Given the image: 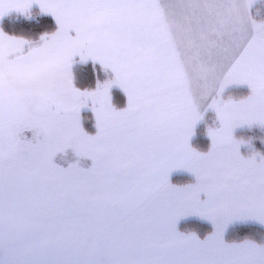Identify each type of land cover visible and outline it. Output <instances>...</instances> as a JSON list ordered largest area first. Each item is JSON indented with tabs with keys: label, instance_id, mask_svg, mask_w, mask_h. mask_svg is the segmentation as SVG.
<instances>
[{
	"label": "snow or ice",
	"instance_id": "obj_1",
	"mask_svg": "<svg viewBox=\"0 0 264 264\" xmlns=\"http://www.w3.org/2000/svg\"><path fill=\"white\" fill-rule=\"evenodd\" d=\"M255 3L0 0V19L38 4L59 26L38 44L0 28V264H264V243L224 239L234 220L264 223V155L243 156L233 136L264 125ZM76 56L115 79L76 88ZM198 82L216 93L209 107L220 122L206 153L189 143L202 119ZM114 84L128 97L123 110L111 102ZM231 84L250 85L251 95L222 99ZM89 102L95 135L81 124ZM69 148L92 167L56 165ZM175 169L196 183L171 184ZM189 215L215 230L205 239L179 232Z\"/></svg>",
	"mask_w": 264,
	"mask_h": 264
},
{
	"label": "rangeland",
	"instance_id": "obj_2",
	"mask_svg": "<svg viewBox=\"0 0 264 264\" xmlns=\"http://www.w3.org/2000/svg\"><path fill=\"white\" fill-rule=\"evenodd\" d=\"M260 5H263V8H264V0H256V3L252 6V13H253V16L257 20H264V13L259 14V17L255 16V13L260 9L258 7ZM38 10H40V9H38ZM47 15L51 16L57 25V27L54 31L49 32V34L54 33L55 31L58 30L59 26H58L55 18L51 14H47ZM13 36H15V35H13ZM19 37H22V36H19ZM23 38L27 39L26 37H23ZM27 40L33 42L34 44H38L40 42V38L38 40H30V39H27ZM84 63L90 64V66L88 67V76L92 75L93 81L95 82V84H93V86L90 87L91 83H89L85 80L84 84H85L86 88L83 86L78 87L76 85V82H75L76 81V73L73 70L74 65L84 64ZM74 65L72 66L74 86L80 90H94L97 87L98 83L103 84V83L108 82L109 80L115 79V73L112 72L111 69L105 70V68L103 67L102 64H100L99 61H93L91 58H89L87 61L81 60V58H80L77 62H74ZM113 88H117L120 90L121 94H120L119 100L124 97V102L117 103V102L113 101L114 96L111 92ZM233 90H235V89H233ZM229 94H231V93L230 92H227V93L222 92L220 94V96L224 100L232 99V97L229 96ZM241 94H245V93H241ZM110 95H111V102L117 110H119V108H124L127 105V103H126L127 102V99H126L127 95L119 85L114 84L111 87ZM235 98L237 99L238 96H235ZM90 104H91V102H89L88 107L81 109V113H80L81 124H82L85 132H87L89 135H95L97 133L98 129L96 126L95 113L93 112ZM88 111L92 114L91 121H92L93 130L89 129V128H92V126L86 127L84 124V118H85V120H87V118H88L87 116L85 117L84 114L87 113ZM219 126H220V122L217 118V114H216L215 109H213L211 107L209 109V107H208L206 110L203 111L202 119L199 122L198 127L196 128V129H199L200 127H202V130H205L204 134L208 140V142L205 144V147H200L199 145L197 146V148L199 150L205 151L209 148L210 144H212L211 143V137L209 135V130L211 128H218ZM196 131H198V130H196ZM196 134H197V132H196ZM23 136L29 140H32L34 133L32 130H25V132L23 133ZM233 136L235 137V139L237 141H240V140L248 141L247 144H242L240 146V152L243 156L249 157V156H252L254 153H260L261 155H264V125H261L259 123L248 124V126L246 128L236 132L235 134H233ZM257 159H259V157H257ZM54 163L56 165H58L59 167L65 168V169L69 168L70 166H72L74 164H77L80 168L89 169L92 167L93 161L90 158L77 156L75 151L73 149L69 148V149L65 150L64 152L57 153L56 156L54 157ZM188 178H190V177H187L185 175H180L179 177H177V179H175V181L179 182V180L188 179ZM175 181H173V183H176ZM204 197H206V196L204 194H201V198H204ZM186 217H189V216H186ZM194 217H196V215ZM198 219L200 221H203L204 225L203 224L194 225V228H189V226H185L184 229L177 226V230L181 233H184V234H195L200 239H205L210 233H212L215 230V225L212 223L211 220H208V219L203 220L201 218H198ZM205 222H207L208 224H206ZM248 225H254V226H256V228H253V227L248 226ZM235 226L236 227H242V228H243V226H248L247 227L248 232H251V233L239 232L238 230H236V231L234 230L235 233L232 235L231 229H233ZM224 239L228 243L239 242V241H243L245 239H251V240H255L257 242L264 243V223H261L258 220H252V219L234 220L227 226L225 233H224Z\"/></svg>",
	"mask_w": 264,
	"mask_h": 264
},
{
	"label": "trees",
	"instance_id": "obj_3",
	"mask_svg": "<svg viewBox=\"0 0 264 264\" xmlns=\"http://www.w3.org/2000/svg\"><path fill=\"white\" fill-rule=\"evenodd\" d=\"M258 7L260 9L255 13L256 17H259V14L264 13L263 5H260ZM1 27L4 30V32H6L9 35L22 36L30 40H38L41 35L54 31L57 25L51 16L41 12L38 9H30V16H26L22 13H13L5 16L1 21ZM89 66L90 64H86V63L74 65L73 70L76 73L75 82L78 87L79 86L85 87L84 84L85 80L91 83L90 87L93 86V84H95V82L93 81V76L92 75L88 76ZM111 92L114 96L113 97L114 102L117 103L124 102V97L119 100L121 94L119 89L113 88ZM84 115L85 117L86 116L88 117L87 120H85L84 118L85 126L86 127L92 126V121H91L92 114L88 111ZM89 129L93 130V126L92 128ZM197 130L198 131L193 139V142L195 146L199 145L200 147H205V144L208 142L207 137L204 134L205 130H202V127H200ZM179 176L176 175L174 178H177ZM205 223L208 224L207 222ZM200 224L204 225L203 221L197 219H191V220L183 221L180 225V228L184 229L185 226H189V228H194V225H200ZM248 226L256 228V226L254 225H248ZM248 226H243V228L235 226L233 229H231V234L233 235L236 230H238L239 232L251 233L248 232V228H247Z\"/></svg>",
	"mask_w": 264,
	"mask_h": 264
},
{
	"label": "crops",
	"instance_id": "obj_4",
	"mask_svg": "<svg viewBox=\"0 0 264 264\" xmlns=\"http://www.w3.org/2000/svg\"><path fill=\"white\" fill-rule=\"evenodd\" d=\"M36 8L37 9H40V7H39L38 4H34L31 9H36ZM251 12H252V9H251ZM13 13H18V12L12 11V12H10L7 15H10V14H13ZM7 15H5V16H7ZM252 15H253V13H252ZM2 19H0V28H2L1 27V21H2ZM11 36H13V35H11ZM78 58L80 59L79 56H76L75 59H74V62H77L79 60ZM73 65H74V63H73ZM229 86H227L224 89L223 92H225V93L230 92L231 94H229V96H231L232 97V100H234V101H240L241 99H244V98L248 97L249 95H251V87L248 84H231ZM233 89H235V90H233ZM241 93H245V94H241ZM197 95H198V103H199L200 111H201V113H203V111L206 110L209 107V105L211 103V99L216 95V93L214 92L212 94V97H211V95H208L207 94V90L204 87V85L202 83H199L198 82V92H197ZM235 96H238V98L236 99ZM126 99H127V102L126 103L128 104V97ZM126 107H127V105L124 108H126ZM124 108H119V110H123ZM209 109H210V107H209ZM200 121L201 120H199L197 122V124L195 125V127L193 129V134L190 137L189 143H190L191 147L193 149H195L196 151H199V152H202V153H206L207 151L210 150L209 148H211V144H210V146H209V148L207 150L201 151V150H199L197 148V146H195V144L193 142V139H194V137L196 135V132H197L196 131L197 130L196 128L198 127ZM247 126H248V124H244V125H241V126L236 127L234 129V131H233V134H235L236 132H238V131L246 128ZM211 143H212V141H211ZM176 175H178V176L179 175H185V176L190 177V178L183 179V180H179V182H176L175 179H177V178H174ZM169 180H170V183L173 184V185H175V186H185V185H189V184L196 183V176L193 173H191L188 170H186V169H175V170H173L171 172L170 177H169ZM173 181H175L176 183H173ZM201 199H206V197L201 198ZM194 216L195 215H189V217H186V216L185 217H182L178 221L177 226L180 227V225H181V223L183 221H187V220H190V219H197V220H199L198 218H201L203 220L206 219V218H202V217H200L198 215H196V217H194Z\"/></svg>",
	"mask_w": 264,
	"mask_h": 264
},
{
	"label": "clouds",
	"instance_id": "obj_5",
	"mask_svg": "<svg viewBox=\"0 0 264 264\" xmlns=\"http://www.w3.org/2000/svg\"><path fill=\"white\" fill-rule=\"evenodd\" d=\"M239 143H240V146H241L242 144H247V143H248V141H245V140H240V141H239Z\"/></svg>",
	"mask_w": 264,
	"mask_h": 264
}]
</instances>
